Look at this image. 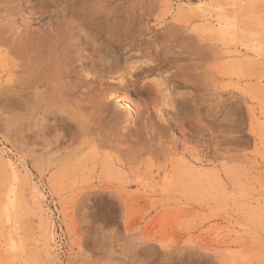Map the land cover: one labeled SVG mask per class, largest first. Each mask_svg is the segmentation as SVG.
<instances>
[{"label": "rangeland", "instance_id": "1", "mask_svg": "<svg viewBox=\"0 0 264 264\" xmlns=\"http://www.w3.org/2000/svg\"><path fill=\"white\" fill-rule=\"evenodd\" d=\"M0 28V264H264V0H0Z\"/></svg>", "mask_w": 264, "mask_h": 264}, {"label": "bare ground", "instance_id": "2", "mask_svg": "<svg viewBox=\"0 0 264 264\" xmlns=\"http://www.w3.org/2000/svg\"><path fill=\"white\" fill-rule=\"evenodd\" d=\"M3 30L0 28V41H2V42H4V43H6V44H12V40L5 34V32H2ZM28 35H31V33H27ZM19 37V36H18ZM21 37V36H20ZM41 37H43V36H41ZM41 37H39L40 39H41ZM27 39V38H26ZM43 40L41 39V41H39L37 44H39V43H41ZM37 44H36V46L34 47V46H29V49H27L26 50V48L24 47V50H26V53H33V52H35V51H38L39 50V48H40V46H41V44L40 45H38L37 46ZM45 72V71H44ZM157 82V80H153V82L152 83H156ZM158 84V83H157ZM30 88V87H29ZM82 91V90H81ZM108 97V96H107ZM110 97H112V99H113V103H114V105L115 106H118V108L119 107H123L125 110L126 109H128V110H131L132 109V107L130 106V104H128L127 103V101H123V100H121L119 97H117V95L116 94H114V93H112V95H110ZM109 97V98H110ZM107 100V99H106ZM149 101H150V109H154V112H152V113H149V115H150V118H149V120H150V122H151V124H150V130L152 131V132H154L155 133V136H158V135H160L159 134V129H161V126L159 125V123H157V121H155V118L154 117H157V115L155 116V111L157 110V108H158V103L156 102V101H154V99H149ZM160 102V101H159ZM112 103V104H113ZM161 105V104H160ZM145 107V106H144ZM133 110V109H132ZM162 110V109H161ZM150 111V110H149ZM159 111V110H158ZM167 114V113H166ZM160 115V114H159ZM158 119H160V118H158ZM159 121V120H158ZM163 123H165V122H163ZM163 125V124H162ZM165 125V124H164ZM150 131V132H151ZM122 132H123V130H122ZM146 132V131H145ZM149 132V131H148ZM149 132V133H150ZM148 134V133H147ZM152 134V133H151ZM90 134H88L86 137H88ZM173 137V136H172ZM93 140V139H92ZM155 141H156V139H155ZM34 166V165H33ZM129 228V227H128ZM126 234V233H125ZM128 235L129 234H127V237H128ZM140 236V235H139ZM84 237H86V236H84ZM131 237H132V241H134L135 243H136V246L137 247H139V249H141V250H144V249H146L148 246H149V242L150 241H148L149 240V238L146 236V234H142V237L140 236L139 238H137V234L136 233H134V234H132L131 235ZM147 237V238H146ZM137 238V239H136ZM148 241V242H147ZM127 246H130V245H127ZM136 247V248H137ZM172 247L171 246H167V247H161V249H171ZM191 247H189V252H186V255L187 256H189L188 258H192V257H194L193 258V260L192 261H194V259H201V258H203V257H208L207 255H205L203 252H201L203 249H197V250H193V249H190ZM182 249H184V247H182V248H180L178 251H175L174 252V254H173V257H174V255L176 256V259H178V260H181V255L179 254L180 253V250H182ZM193 250V251H192ZM162 255H165V254H162ZM192 256V257H191ZM164 257H166V256H164ZM168 257H171L169 260H167L168 262L169 261H171L172 260V255H168ZM112 259V258H111ZM190 260V259H189ZM106 263L107 262H109V260H106L105 261ZM99 264V263H98ZM101 264H105V263H101Z\"/></svg>", "mask_w": 264, "mask_h": 264}]
</instances>
